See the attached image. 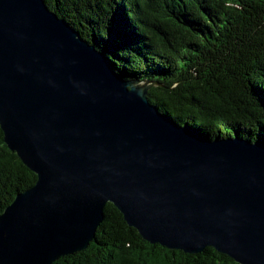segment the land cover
<instances>
[{
  "label": "water",
  "instance_id": "water-1",
  "mask_svg": "<svg viewBox=\"0 0 264 264\" xmlns=\"http://www.w3.org/2000/svg\"><path fill=\"white\" fill-rule=\"evenodd\" d=\"M46 0H0V126L37 174L0 214V264L81 251L113 203L143 238L264 264V144L163 114Z\"/></svg>",
  "mask_w": 264,
  "mask_h": 264
},
{
  "label": "trees",
  "instance_id": "trees-1",
  "mask_svg": "<svg viewBox=\"0 0 264 264\" xmlns=\"http://www.w3.org/2000/svg\"><path fill=\"white\" fill-rule=\"evenodd\" d=\"M124 79L153 83L149 101L206 138L264 144V0H46ZM37 174L0 126V214ZM51 264H240L207 246L143 238L111 202L88 247Z\"/></svg>",
  "mask_w": 264,
  "mask_h": 264
}]
</instances>
